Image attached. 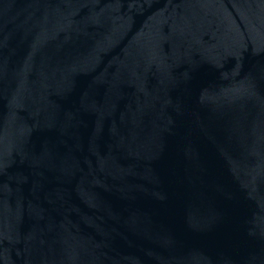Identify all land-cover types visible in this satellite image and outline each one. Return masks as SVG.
Wrapping results in <instances>:
<instances>
[{
	"label": "water",
	"instance_id": "1",
	"mask_svg": "<svg viewBox=\"0 0 264 264\" xmlns=\"http://www.w3.org/2000/svg\"><path fill=\"white\" fill-rule=\"evenodd\" d=\"M0 264H264V0H0Z\"/></svg>",
	"mask_w": 264,
	"mask_h": 264
}]
</instances>
